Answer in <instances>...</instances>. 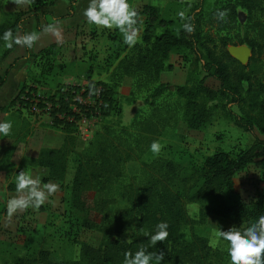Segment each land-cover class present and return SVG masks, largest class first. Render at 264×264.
<instances>
[{"label":"trees","instance_id":"1","mask_svg":"<svg viewBox=\"0 0 264 264\" xmlns=\"http://www.w3.org/2000/svg\"><path fill=\"white\" fill-rule=\"evenodd\" d=\"M74 2L69 0L65 13L53 17L72 15ZM203 2H194L176 29L172 28V18L160 15L157 4L148 1L140 3L135 7L142 19L139 41L133 47L124 44L123 39L118 41L110 78L89 80L84 85L52 84L49 81L47 89L41 95L37 94L36 98L29 92H36L33 84L25 85L23 78L14 96L5 104H0V111H6L15 99L20 106L33 103L50 114V124L62 132L58 145L40 146L34 155L22 154L15 164L6 161V166L14 171L6 182V188H16V174L21 170L26 171L30 166L43 167L42 183L51 181L60 185L56 196L62 206L60 213L68 226L101 231L96 245L78 242L77 259L52 260L47 250L39 249L29 259L17 256L12 264H122L126 251L135 253L142 245L149 251H165L163 262L181 264L185 260L201 257L202 254L195 252L197 246L201 249L206 247L205 240L195 238L194 233L190 239H181L179 232L184 225L203 221L206 214L212 212L241 223L235 227L243 230L264 215V20L258 16V13L264 14V0H218L207 12L209 21L215 19L219 26L225 27L235 18V8L239 6L246 10L248 25L254 35L237 36L235 39L221 35L216 42L199 28ZM49 4H53L52 0H33L24 9L6 12L0 20V58L10 51L5 47L4 32L22 30V22L26 18L37 19L40 7ZM224 10H227L226 18L218 19L217 13ZM46 12L51 13V10ZM189 22L194 25L191 33L183 28ZM92 26L94 24H90L93 30ZM114 31L115 36H121L118 30ZM114 35L111 34L110 38ZM228 43L247 44L250 48L248 60L241 63L231 56L226 49ZM179 48H186L191 53L192 63L198 65L200 76L188 77L181 84L158 81L159 71L171 68L168 54ZM58 50V43L51 41L32 52L26 50L25 54L13 56L0 68V85L18 59L42 56L44 62L51 64ZM124 77L131 78L129 89L144 88L142 99L150 105L148 112L132 118L128 125L105 118L99 128L76 148L74 120L80 115L105 117L119 114L117 86ZM208 77L216 80L217 85H208L205 82ZM32 80L44 83L38 77ZM170 90L180 99L176 118L179 117L186 127H203L212 120L214 109L219 107L234 125L253 135L252 141L233 155L224 149H214L203 155L197 165L181 166L174 158L140 159L141 152L161 133L164 123L174 119L175 106L174 109L173 105L162 107L155 100L162 92ZM30 94L34 98L29 97ZM83 96L91 97L92 103L81 100ZM127 97L133 101L132 94ZM5 151L0 155V166ZM70 152L74 153L75 162L71 177L65 182ZM134 158L141 165L140 177L136 181L125 180L124 162ZM254 162L260 163L261 186L255 188L250 200L234 198L227 201L226 197L233 188L234 174ZM88 192H91L90 196ZM117 196L125 203L111 206V201ZM206 197H211L214 203L207 205L204 202ZM191 201L199 203L197 218L190 217L185 210V204ZM164 221L169 224L170 234L167 240L158 242L153 248L145 233L153 234L156 225ZM219 228L227 231L231 227Z\"/></svg>","mask_w":264,"mask_h":264},{"label":"rangeland","instance_id":"2","mask_svg":"<svg viewBox=\"0 0 264 264\" xmlns=\"http://www.w3.org/2000/svg\"><path fill=\"white\" fill-rule=\"evenodd\" d=\"M146 1L157 4L161 16L172 18L174 20L172 28L176 29L184 20L181 19L179 13L184 12L186 18V14L197 0H129V3L133 7H138L140 3ZM217 1L204 0L203 2L201 20L199 21V28L203 32L208 33L215 42L221 35H225L229 39L243 35H254L248 25L246 10L239 6L235 8L234 21H229L225 27L219 26L215 19L209 21L207 12L217 4ZM52 2V5L40 7L37 19L29 18L32 20V29L28 25L29 19H27L28 22L23 24L25 30H23L24 27L20 30L21 34L23 32L24 34L36 32L39 35V40L32 48L35 49L53 37L51 34L42 32L43 25L58 22L60 28L63 26L65 28L62 30L65 35L61 36L59 42L58 40L55 41L59 45V50L55 53L51 64L44 62L42 56L26 58L28 65L25 67V85L33 84L36 92L31 90L29 92L35 98L37 94L41 95L42 91L47 89L49 81L52 84L58 82V84L84 85L89 80H107L110 78V71L116 61L113 53L118 48V41L123 39L122 35H119L120 37L114 35V29L109 30L95 25L91 27L94 28L93 30L90 29V23L83 16V10L87 8L89 0H75L73 14L57 19L53 16L65 13L69 0H52ZM26 7L27 5L18 7L11 0H0V20L5 17L6 12ZM48 9L51 10V13L46 12ZM258 16L264 20V14L258 13ZM37 24L42 25L41 28L39 26L36 28ZM111 34L114 35V38H110ZM208 43L210 44L209 40ZM21 49L24 50V47L16 45L14 52L20 53L22 52ZM191 58L192 55L186 48H179L170 52L167 60L171 63V68L159 71L157 80L168 84H181L188 77L200 76L201 73L197 70L198 65L192 63ZM6 62L8 61L5 58H0V68H3ZM49 64L51 68L48 69ZM19 68L20 66L11 69L7 79L0 87V102L7 95L13 94ZM40 68H42V72H40ZM34 77H38L44 83L33 82ZM205 82L211 86L217 85L216 80L210 77L206 78ZM19 83L14 94L17 92ZM131 86V78L128 77H124L117 86L116 96L120 101L119 114L105 117L80 115L74 120L77 134L76 148H79L92 135L93 131L99 128L101 121L105 118H110L112 121L117 120L118 124L128 125L132 118L148 112L150 105L142 99L145 93L144 88L129 89ZM131 94L134 96L133 101L127 97ZM33 96L29 95V97ZM83 97L81 100L92 103L91 97ZM155 100L163 105L162 107L173 105L174 109L175 106L174 119L170 118L168 124L164 123L161 133L152 140V142L159 141L163 145L159 155L153 154L150 150L151 142L143 149V153L141 152L140 159L142 160L149 161L156 157L174 158L181 166L197 165L203 155L214 149H224L233 155L252 141L253 135L234 125L229 118L223 115L219 107L214 109V117L209 123L199 129H194L186 127L179 117L176 118L180 99L175 96L172 90L162 92ZM71 107L72 109L75 108L73 104ZM233 108L236 109L235 106ZM41 110L30 102L26 106L23 104L20 106L18 100L15 99L12 107L6 111H0V122L10 120L13 123L12 132L9 136L0 135V155L6 150L3 163L0 166V264H12L17 256L29 259L39 249L47 250L52 260L77 259L79 241L96 245L101 237V231L97 229L68 226L64 216L60 213L62 206L58 204L56 196L59 191L49 198L50 202L42 205V209L33 210L30 208L23 213L14 215L10 220L7 217V201L16 195V188L13 190L6 188V182L14 171L7 167L5 162L10 161L15 164L22 154L32 155L37 152L40 146H56L61 141L62 132L57 126L50 124L51 115L47 114L45 110ZM74 162L75 155L70 152L64 176L65 182H68L71 177ZM140 166L137 158L126 160L124 162L125 180L136 181L141 174ZM26 171L33 176L39 175L41 177L45 173V168L30 166L27 167ZM261 176L259 162L251 163L246 169L236 172L233 176V188L226 197L227 201L234 198H241L246 201L252 199L255 188L262 184ZM88 194L90 196L91 192ZM204 202L211 205L214 200L211 197H206ZM124 203L125 200L117 196L110 205L121 206ZM198 206V202H187L185 210L190 217L197 218ZM240 224L209 212L203 221H193L190 225H184L179 232V237L183 240L190 239L192 238L191 234L194 233L195 238L201 237L205 240L206 247L201 249L197 246L195 252L202 254L201 257L185 260L181 264H230V258L226 251L227 242L218 238L216 233L219 226L233 227ZM213 241L217 242L215 247L210 246ZM24 264L37 263L26 262ZM162 264L169 263L162 262Z\"/></svg>","mask_w":264,"mask_h":264},{"label":"clouds","instance_id":"3","mask_svg":"<svg viewBox=\"0 0 264 264\" xmlns=\"http://www.w3.org/2000/svg\"><path fill=\"white\" fill-rule=\"evenodd\" d=\"M16 6L31 5L33 0H11ZM83 16L87 22L100 28L109 30L116 29L123 37V43L128 47L135 46L139 41L140 28L142 23L140 13L133 7L129 0H89L87 8L83 10ZM181 19H185V13L180 12ZM227 10L217 13L218 19H225ZM183 28L186 32H193L194 25L185 23ZM42 32L61 38L59 23H48L42 27ZM36 32H26L23 35L15 34L11 29L3 34L5 47L11 49L13 45H19L32 49L39 40ZM12 121L0 122V135L9 136L12 132ZM163 145L159 141H153L150 150L153 154L159 155ZM16 195L7 201V217L9 220L18 213L28 209L38 210L49 198L54 196L60 189V185L54 182L42 183L39 175L33 176L25 170L16 174L15 178ZM169 224L164 221L156 225L153 234L145 233L149 237V245L153 248L158 242H164L169 236ZM217 237L227 242V254L230 264H264V215H261L255 222L241 230L239 227H231L227 231L219 230ZM216 241L210 246L215 247ZM165 260V251H149L146 246H140L135 251H126L122 264H162Z\"/></svg>","mask_w":264,"mask_h":264},{"label":"crops","instance_id":"4","mask_svg":"<svg viewBox=\"0 0 264 264\" xmlns=\"http://www.w3.org/2000/svg\"><path fill=\"white\" fill-rule=\"evenodd\" d=\"M55 15H57V14H55ZM29 18H31V17L26 18V19L22 22V26L24 27L23 30H25V25H23V24L27 23V22H28L27 19H29ZM31 23H32V20L29 19L28 25L30 26V28H31ZM31 29H32V28H31ZM63 29H65L64 26L61 27V33H62L61 36L65 35V32L62 31ZM17 31H18V32H17ZM15 34L23 35L24 32H23V34H21V33H20V30L18 29V30H16V31L14 32V35H15ZM56 40H57V38L54 39V38L52 37L51 39H48V41H46V43L42 44L41 46L47 44L48 42L56 41ZM41 46H39V47H41ZM15 47H16V45L14 44L13 47L10 49V51H9V52L6 54V56L4 57V58L6 59V61L11 60V58H12L13 56H15V55H22V54H25L26 50L32 52V51L36 50L37 48H39V47H36L35 49H32V50H31V49H29V48H27V47H24V50L21 49L22 52H20V53H15V52H14ZM26 65H28V64H27V60H26V58H20V59H18V60H17V61H16V62H15L10 68H9V70H8V72H7V74H6V78H5V80L7 79V77H8V75H9V72H10L11 69H13V68H17V67L20 66V68H19V74H18V77H17V83H16L15 90H16V88H17V84H18V83L24 78V75H25V72H26L25 67H27ZM23 68H24V69H23ZM5 80H4V82H5ZM4 82H3V83H4ZM3 83L0 85V87L3 85ZM15 90H14V92H15ZM14 92H13V94H9V95H7L3 100H1L2 102H0V104H5V103H6V102H7V101H8V100L14 95ZM34 154H35V153H34ZM34 154H32V155H34Z\"/></svg>","mask_w":264,"mask_h":264},{"label":"water","instance_id":"5","mask_svg":"<svg viewBox=\"0 0 264 264\" xmlns=\"http://www.w3.org/2000/svg\"><path fill=\"white\" fill-rule=\"evenodd\" d=\"M228 53L241 63H245L250 55V48L244 43L228 44Z\"/></svg>","mask_w":264,"mask_h":264}]
</instances>
